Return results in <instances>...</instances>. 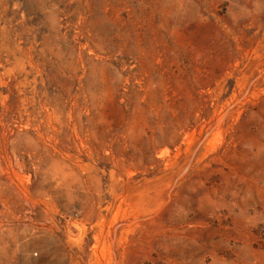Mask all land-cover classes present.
<instances>
[{
  "label": "rangeland",
  "instance_id": "1",
  "mask_svg": "<svg viewBox=\"0 0 264 264\" xmlns=\"http://www.w3.org/2000/svg\"><path fill=\"white\" fill-rule=\"evenodd\" d=\"M0 264H264V0H0Z\"/></svg>",
  "mask_w": 264,
  "mask_h": 264
}]
</instances>
